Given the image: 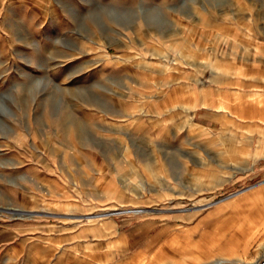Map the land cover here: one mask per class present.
I'll use <instances>...</instances> for the list:
<instances>
[{
  "label": "rangeland",
  "instance_id": "obj_1",
  "mask_svg": "<svg viewBox=\"0 0 264 264\" xmlns=\"http://www.w3.org/2000/svg\"><path fill=\"white\" fill-rule=\"evenodd\" d=\"M263 40L264 0H0L13 264L142 263L147 237L179 247L208 207L261 181L236 184L234 144L236 91L264 77ZM218 172L206 190L201 176Z\"/></svg>",
  "mask_w": 264,
  "mask_h": 264
},
{
  "label": "crops",
  "instance_id": "obj_2",
  "mask_svg": "<svg viewBox=\"0 0 264 264\" xmlns=\"http://www.w3.org/2000/svg\"><path fill=\"white\" fill-rule=\"evenodd\" d=\"M260 43L264 48V42ZM208 67L214 75L220 71L213 64ZM229 72L227 70L225 74ZM246 81L255 86L256 90L250 93L236 91V149L233 148L236 150V184L250 178H259L261 181L238 188L236 192L208 207L207 212L190 227L192 233L200 232V235L184 241L179 247H173L170 242L163 245L165 242L162 243L157 236L147 237L149 240H145L146 247L137 256L142 261L139 264H161L162 261H165L164 264H250L256 259L251 256V249L259 240L264 241V77L261 73L252 74ZM217 108L225 109L220 103ZM219 120L218 124L223 125ZM201 177L208 178L206 190L218 188L220 183L215 180L220 179L219 172ZM231 219L234 221L233 226L228 230L225 226ZM152 223L143 221L137 225V229L145 235ZM20 233L14 228L0 225V264H13L14 246ZM102 236L105 238L107 234ZM126 238L122 237L120 243ZM162 247L166 248L163 255ZM25 256L30 257L28 254Z\"/></svg>",
  "mask_w": 264,
  "mask_h": 264
},
{
  "label": "built area",
  "instance_id": "obj_3",
  "mask_svg": "<svg viewBox=\"0 0 264 264\" xmlns=\"http://www.w3.org/2000/svg\"><path fill=\"white\" fill-rule=\"evenodd\" d=\"M250 264H264V250L259 253L256 259Z\"/></svg>",
  "mask_w": 264,
  "mask_h": 264
},
{
  "label": "bare ground",
  "instance_id": "obj_4",
  "mask_svg": "<svg viewBox=\"0 0 264 264\" xmlns=\"http://www.w3.org/2000/svg\"><path fill=\"white\" fill-rule=\"evenodd\" d=\"M160 66H162V68L163 69H165V70H168V69H171V68H169V66H166L165 67V63H162V64H159V67ZM161 68V67H160ZM190 126V125H189ZM204 204H202V205H199V206H203ZM17 214V216H19V217H28L29 216V214H27V212L26 213H24V212H19V213H16ZM88 222H90V221H88Z\"/></svg>",
  "mask_w": 264,
  "mask_h": 264
}]
</instances>
